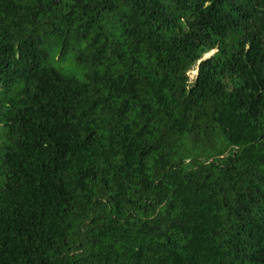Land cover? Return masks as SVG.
Masks as SVG:
<instances>
[{"label":"trees","instance_id":"obj_1","mask_svg":"<svg viewBox=\"0 0 264 264\" xmlns=\"http://www.w3.org/2000/svg\"><path fill=\"white\" fill-rule=\"evenodd\" d=\"M0 264H264V0H0Z\"/></svg>","mask_w":264,"mask_h":264},{"label":"rangeland","instance_id":"obj_2","mask_svg":"<svg viewBox=\"0 0 264 264\" xmlns=\"http://www.w3.org/2000/svg\"><path fill=\"white\" fill-rule=\"evenodd\" d=\"M54 57H57V53H54ZM61 65L64 66L65 68L69 69V70H73L75 68V64H74V60H73V56L71 52H68L65 57L63 58V60L61 61ZM191 75L193 76L194 73L192 72Z\"/></svg>","mask_w":264,"mask_h":264},{"label":"water","instance_id":"obj_3","mask_svg":"<svg viewBox=\"0 0 264 264\" xmlns=\"http://www.w3.org/2000/svg\"><path fill=\"white\" fill-rule=\"evenodd\" d=\"M211 54V53H210ZM210 54L205 55V57H208Z\"/></svg>","mask_w":264,"mask_h":264}]
</instances>
